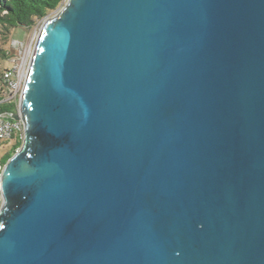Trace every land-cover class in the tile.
Here are the masks:
<instances>
[{
	"label": "water",
	"instance_id": "95a60500",
	"mask_svg": "<svg viewBox=\"0 0 264 264\" xmlns=\"http://www.w3.org/2000/svg\"><path fill=\"white\" fill-rule=\"evenodd\" d=\"M57 11L12 115L0 264H264V0Z\"/></svg>",
	"mask_w": 264,
	"mask_h": 264
},
{
	"label": "trees",
	"instance_id": "16d2710c",
	"mask_svg": "<svg viewBox=\"0 0 264 264\" xmlns=\"http://www.w3.org/2000/svg\"><path fill=\"white\" fill-rule=\"evenodd\" d=\"M66 0H0V32L5 29L10 32L14 28H31L56 12ZM2 75V74H1ZM0 75V81L2 76ZM4 100L0 87V114L15 113L17 103L8 104ZM11 148L2 156V166L16 153L22 145V139L13 137ZM1 206V202H0Z\"/></svg>",
	"mask_w": 264,
	"mask_h": 264
},
{
	"label": "rangeland",
	"instance_id": "374dc122",
	"mask_svg": "<svg viewBox=\"0 0 264 264\" xmlns=\"http://www.w3.org/2000/svg\"><path fill=\"white\" fill-rule=\"evenodd\" d=\"M67 0L62 6L66 4ZM61 6V7H62ZM60 7V8H61ZM58 12V11H57ZM57 12L50 14L43 21L38 22L31 28H14L10 32L3 29L0 32V75L8 68L12 67L15 63H18L22 69V76L20 78V88H19V98L18 106L15 112H20V100L23 90V86L26 80V76L29 69V63L33 55V48L35 40L39 33L42 24L50 17L54 16ZM8 103V102H7ZM8 104H14V102H9ZM23 141V139H22ZM12 139L0 140V160L2 156L11 148ZM2 166L0 162V174L2 173ZM0 202H2V193L0 192Z\"/></svg>",
	"mask_w": 264,
	"mask_h": 264
},
{
	"label": "built area",
	"instance_id": "2783aa9c",
	"mask_svg": "<svg viewBox=\"0 0 264 264\" xmlns=\"http://www.w3.org/2000/svg\"><path fill=\"white\" fill-rule=\"evenodd\" d=\"M1 76L0 87L3 92L4 100L10 103H17L20 95L19 82L22 76L21 66H19L18 63H15L12 67L6 69ZM12 115L13 113L9 112H3L0 114V140H8L13 137L20 139L24 138L25 130L23 121L20 119H14Z\"/></svg>",
	"mask_w": 264,
	"mask_h": 264
},
{
	"label": "bare ground",
	"instance_id": "6f19581e",
	"mask_svg": "<svg viewBox=\"0 0 264 264\" xmlns=\"http://www.w3.org/2000/svg\"><path fill=\"white\" fill-rule=\"evenodd\" d=\"M0 189H1V183H0ZM1 191V190H0Z\"/></svg>",
	"mask_w": 264,
	"mask_h": 264
}]
</instances>
